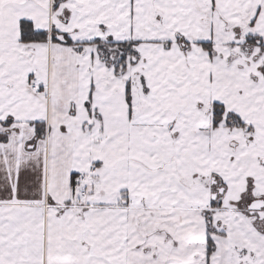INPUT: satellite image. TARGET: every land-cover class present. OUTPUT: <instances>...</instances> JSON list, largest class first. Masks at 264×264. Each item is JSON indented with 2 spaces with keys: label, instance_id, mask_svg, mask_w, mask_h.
I'll use <instances>...</instances> for the list:
<instances>
[{
  "label": "snow or ice",
  "instance_id": "6c2138e0",
  "mask_svg": "<svg viewBox=\"0 0 264 264\" xmlns=\"http://www.w3.org/2000/svg\"><path fill=\"white\" fill-rule=\"evenodd\" d=\"M0 264H264V0H0Z\"/></svg>",
  "mask_w": 264,
  "mask_h": 264
}]
</instances>
